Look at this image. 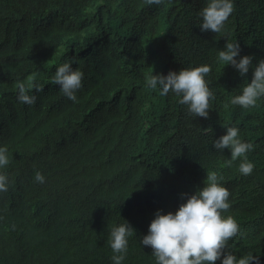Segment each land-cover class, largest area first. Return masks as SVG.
I'll list each match as a JSON object with an SVG mask.
<instances>
[{"label": "trees", "instance_id": "1", "mask_svg": "<svg viewBox=\"0 0 264 264\" xmlns=\"http://www.w3.org/2000/svg\"><path fill=\"white\" fill-rule=\"evenodd\" d=\"M206 3L0 0V144L9 146L13 181L0 193V264H114L110 229L123 219L136 229L124 264H156L140 243L156 211H175L210 170L231 190L224 214L241 226L230 250L264 264V97L248 109L231 104L253 70L241 76L217 59L227 41H239L254 64L264 59V0H236L220 33L198 25ZM72 58L85 74L77 103L51 80ZM200 64L212 68L208 117L144 87L153 70ZM32 73L44 88L29 105L17 99V81ZM224 124L255 144L251 175L239 160L227 163L230 149L214 147ZM38 170L45 183L35 181Z\"/></svg>", "mask_w": 264, "mask_h": 264}, {"label": "clouds", "instance_id": "2", "mask_svg": "<svg viewBox=\"0 0 264 264\" xmlns=\"http://www.w3.org/2000/svg\"><path fill=\"white\" fill-rule=\"evenodd\" d=\"M149 4L160 5L163 0H148ZM236 0H207L198 12V25L201 31L211 30L220 33L226 29V22L234 13ZM218 61L235 67L241 76L250 68L253 70L251 81L244 84L242 91L231 97L230 103L248 109L258 104L264 97V59L253 63V55H241L239 41H227L224 48L218 50ZM75 58L60 63L51 80L60 86V91L74 103L79 102L78 92L83 88L84 72L73 67ZM212 70L209 64L170 70L167 74L155 73L154 70L145 77L144 87L158 91L160 96L175 93L179 102L187 106L190 115L208 117L215 100V92L206 78ZM37 73L17 81V99L21 103L33 105L38 97L36 91H43L44 86L37 82ZM247 79V78H245ZM36 90V91H34ZM228 107V104H225ZM226 133L214 140V147L221 150L228 148L231 158L227 163L239 160V172L251 175L255 162L249 159V152L255 149L252 141L244 140L237 124H224ZM12 161L9 146L0 144V193L7 192L13 181L7 167ZM35 181L45 183L46 175L36 171ZM224 177L218 170H210L202 187L192 193H182L184 202L175 211L164 212L158 209L152 219L146 235L140 243L151 246L156 264H261V256L249 251L237 254L230 250V241L241 232L239 221L233 215L224 213L231 208V190L222 183ZM114 208L113 206H109ZM46 215L53 214L46 208ZM124 222L113 224L108 243L112 248L114 264H124L128 255L129 239L136 229Z\"/></svg>", "mask_w": 264, "mask_h": 264}]
</instances>
